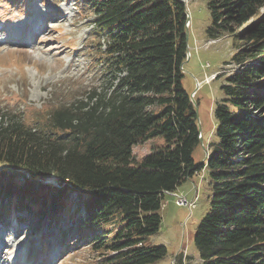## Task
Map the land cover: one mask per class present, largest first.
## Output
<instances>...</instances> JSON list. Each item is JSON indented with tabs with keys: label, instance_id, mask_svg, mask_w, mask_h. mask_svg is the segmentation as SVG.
Listing matches in <instances>:
<instances>
[{
	"label": "trees",
	"instance_id": "1",
	"mask_svg": "<svg viewBox=\"0 0 264 264\" xmlns=\"http://www.w3.org/2000/svg\"><path fill=\"white\" fill-rule=\"evenodd\" d=\"M78 1L104 40L102 85L35 126L15 110L0 114V218L13 210L36 226L67 219L55 236L90 244L94 264H157L166 249L147 244L165 192L205 169L210 207L192 239L199 264H264V0L208 1L207 34L231 38L226 65L235 69L216 76L221 98L197 166L198 122L182 87L184 3ZM159 137L164 145L136 162L132 149ZM49 178L59 187L43 184Z\"/></svg>",
	"mask_w": 264,
	"mask_h": 264
},
{
	"label": "rangeland",
	"instance_id": "2",
	"mask_svg": "<svg viewBox=\"0 0 264 264\" xmlns=\"http://www.w3.org/2000/svg\"><path fill=\"white\" fill-rule=\"evenodd\" d=\"M182 1L190 23L182 87L195 95L192 100L196 102L201 131H207L205 138L210 140L213 128L209 123L215 103L221 98L219 88L224 78L215 76L235 69L226 65L235 49L229 36L214 38L207 34L211 27L209 0ZM92 18L86 4L79 5L76 0H0V28L9 29V34L16 26H3L5 23H37L27 32L13 33L7 45L0 42V114L15 110L16 116L35 126L45 117L44 112L102 85L98 50H103L104 40L92 30ZM209 40L216 42L207 45ZM202 118L208 123L204 124ZM163 145L160 137L136 145L133 158L138 162L152 148ZM202 150L195 151L196 166L205 159ZM206 173L205 169L195 173L174 190L187 201H195L193 209L181 207L175 198L165 196L159 230L147 244L165 247L166 256L157 264H199L192 239L210 207L211 187ZM72 194L68 202L76 206L79 198ZM9 212L8 217L0 218V256L4 258L0 264H94L90 247H76L54 236L68 227L67 219L53 226L44 220L36 226L29 224L31 219L26 213ZM69 245L72 247L66 249Z\"/></svg>",
	"mask_w": 264,
	"mask_h": 264
},
{
	"label": "bare ground",
	"instance_id": "3",
	"mask_svg": "<svg viewBox=\"0 0 264 264\" xmlns=\"http://www.w3.org/2000/svg\"><path fill=\"white\" fill-rule=\"evenodd\" d=\"M22 24V25H21ZM35 24H37L35 21L33 22V23H31V24H24V23H19V25H17V23L16 24H14L13 26H16L15 28H14V32L12 31V32H10L11 34H9V32H8V30H6L5 28H0V39H1V43H2V45H7L9 42V36H11V35H13V33H18V32H24V31H26L27 29H30L29 27H34L35 26ZM21 26V27H20ZM38 29V28H37ZM38 31H40V30H38ZM37 31V32H38ZM27 32V31H26ZM12 37V36H11ZM17 37H18V34H17ZM28 38V37H27ZM16 39V38H15ZM18 39H20V38H18ZM10 254V253H9ZM0 258H1V256H0ZM4 258L2 257L1 259H0V263L2 262V260H3Z\"/></svg>",
	"mask_w": 264,
	"mask_h": 264
},
{
	"label": "water",
	"instance_id": "4",
	"mask_svg": "<svg viewBox=\"0 0 264 264\" xmlns=\"http://www.w3.org/2000/svg\"><path fill=\"white\" fill-rule=\"evenodd\" d=\"M187 21H189V15H188V13H187ZM186 21V22H187ZM189 33V31H188V26H186V31H185V38H186V40H188V34ZM189 56V53H187V57ZM186 62V61H185ZM193 98V93H192V95H191V99ZM190 99V100H191ZM192 103L194 104V101L192 100ZM194 113H195V115H196V120H197V122H198V131H199V137H198V139H199V142H200V147L203 149L202 151L206 154V156H207V152L205 151V147H204V145H203V140L201 139V126H199V116H198V113H197V106L194 104ZM202 163V162H201ZM201 163H199V164H201Z\"/></svg>",
	"mask_w": 264,
	"mask_h": 264
},
{
	"label": "built area",
	"instance_id": "5",
	"mask_svg": "<svg viewBox=\"0 0 264 264\" xmlns=\"http://www.w3.org/2000/svg\"><path fill=\"white\" fill-rule=\"evenodd\" d=\"M176 196V195H175ZM177 198V205H180V206H188V207H193V204L191 203H187L186 199L184 197H180V196H176Z\"/></svg>",
	"mask_w": 264,
	"mask_h": 264
}]
</instances>
